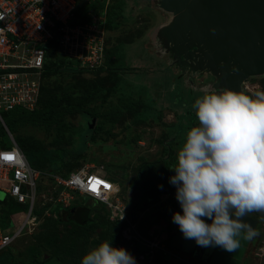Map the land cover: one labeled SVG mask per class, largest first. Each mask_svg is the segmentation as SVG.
I'll return each instance as SVG.
<instances>
[{
  "label": "rangeland",
  "instance_id": "obj_1",
  "mask_svg": "<svg viewBox=\"0 0 264 264\" xmlns=\"http://www.w3.org/2000/svg\"><path fill=\"white\" fill-rule=\"evenodd\" d=\"M77 5L82 6L81 9L88 6L85 14H90L95 20H102L100 24L106 22V32L104 35L102 33V51H105V55L103 52V65L100 66L104 70L93 71L95 74L90 75H42L38 80L39 99L46 102L62 96L64 99L65 96H93L87 107L95 115L88 122L89 129L96 128L95 132L91 133L94 140L92 143L88 142L87 150L84 148L83 154L69 161L64 170L71 172L83 168L87 171H100V176H106L117 184L120 203L125 207V211H128L132 191L130 185L133 178L136 179L137 171L144 172L147 179H151L152 170L157 171L163 168L166 162L176 159L185 133L197 123L192 108L194 101L208 94L212 88L211 85L207 86L208 78L205 75H191L185 67L177 65L176 58L172 57L171 53V57L168 56V51L165 54L164 48L157 42L155 35L158 29L172 17L158 8V0H78ZM79 15L77 10L75 18L68 22V25L76 22ZM59 57L66 60L64 55ZM66 61L73 66V60ZM113 67H118L119 70L107 71ZM209 79L211 81L210 77ZM242 90L243 94L250 96L256 91H264V75L248 78L242 85ZM124 102L138 104L134 103L133 107L137 104L134 108L128 112L123 110L114 121L111 120L107 112L113 106L119 107ZM64 103L66 100H63L61 105ZM0 114L4 122L15 116L14 112L4 113L1 110ZM63 122L77 132L70 136L68 143L61 146L68 151L79 149L80 132H83L86 123L84 117L73 114L67 116ZM52 131L44 132L42 126L19 125L12 134L4 132L5 139L2 140L0 148H7L10 140L14 142L16 137L20 141L30 137L41 142L45 151L50 154L57 148L51 145L54 139ZM22 149H28V146L22 145ZM24 156L32 159L30 151L25 152ZM67 159L66 157L65 161ZM51 163L55 168L59 164L58 158L52 157L49 164ZM140 164H149L150 167L140 168ZM170 172L172 173L169 176H172L174 171ZM156 190V205L166 206V214L170 216L173 212H181L174 189H170L168 183L161 189L157 187ZM81 198L75 197L74 202L92 205L90 200ZM4 200L5 195L0 192V206L13 205L11 201L3 202ZM170 200H173V203L169 206ZM154 207L147 206L134 220L128 215L138 239L126 241L121 236L120 229L122 239L119 240L129 244L126 250L135 258L145 251V245L152 243L157 244V248L150 254L148 264H208L167 247L165 242L169 239V232L165 220L162 219L164 214L159 209H153ZM23 211H14L8 218L14 214L22 220ZM96 212L93 211L89 215L91 223L95 225L91 224L88 230L72 223L63 227L53 225L55 215L48 209L42 210L25 226L21 236L11 245L14 261L16 264H36L44 260H48L45 264H80V258L91 247L100 241L111 242L108 239L110 233L107 225L101 222L103 218L111 223L118 222L117 219H109L108 212H104L101 206ZM149 212L154 217L152 221L139 225L141 220L146 221L144 215ZM62 213L64 212L60 211V214ZM250 216L255 221L254 228L258 235L251 239L241 264H264V214L252 213ZM19 223L12 222V226H18ZM48 238H53L59 246H55V255H49L44 246L40 245ZM133 242L135 246L132 245ZM7 263L6 259L2 264Z\"/></svg>",
  "mask_w": 264,
  "mask_h": 264
},
{
  "label": "built area",
  "instance_id": "obj_2",
  "mask_svg": "<svg viewBox=\"0 0 264 264\" xmlns=\"http://www.w3.org/2000/svg\"><path fill=\"white\" fill-rule=\"evenodd\" d=\"M78 0H0V110H31L37 98L39 78L46 52L73 60L78 70H96L102 64V30L92 23L72 22ZM1 115V114H0ZM0 123L4 127L0 116ZM5 128V127H4ZM100 171L83 168L66 177L32 168L22 151L10 140L9 147L0 148V192L3 202L25 205L22 220L10 215L0 223V252L20 237L25 226L35 219L34 210L46 204L68 208L75 196L93 199L102 204L109 219L124 225L121 236L137 240L128 211L120 203L116 183L100 176ZM40 198L42 199L40 201ZM39 203V204H38ZM125 211V212H124ZM121 215L123 218L120 219ZM12 222H20L12 226ZM135 256L148 264L157 244H147Z\"/></svg>",
  "mask_w": 264,
  "mask_h": 264
},
{
  "label": "clouds",
  "instance_id": "obj_3",
  "mask_svg": "<svg viewBox=\"0 0 264 264\" xmlns=\"http://www.w3.org/2000/svg\"><path fill=\"white\" fill-rule=\"evenodd\" d=\"M192 108L197 123L185 133L169 167L174 171L169 183L181 209L171 219L198 246L235 252L258 235L246 218L264 214V91L250 96L225 89L197 98ZM80 264L136 260L123 247L100 241L82 255Z\"/></svg>",
  "mask_w": 264,
  "mask_h": 264
},
{
  "label": "water",
  "instance_id": "obj_4",
  "mask_svg": "<svg viewBox=\"0 0 264 264\" xmlns=\"http://www.w3.org/2000/svg\"><path fill=\"white\" fill-rule=\"evenodd\" d=\"M158 8L172 17L158 29L157 42L191 75L212 79L208 94L242 93L248 78L264 75V0H158ZM246 242L227 252L198 246L178 230L167 247L208 264H239Z\"/></svg>",
  "mask_w": 264,
  "mask_h": 264
},
{
  "label": "trees",
  "instance_id": "obj_5",
  "mask_svg": "<svg viewBox=\"0 0 264 264\" xmlns=\"http://www.w3.org/2000/svg\"><path fill=\"white\" fill-rule=\"evenodd\" d=\"M77 3H76L75 10H74V15L76 14L77 10L80 12V15H79V18L76 20V22L79 21L81 23H83V22L84 23H92L91 19L93 17H91L90 14H85L86 8L88 6L81 9L82 6L77 5ZM106 17L108 19V15ZM74 18H75V16H74ZM107 19H106V21H107ZM93 20H94V23L96 24V26L102 30L103 35H104L106 32V28L104 26L105 21L101 22L102 24H100V21H102V20H100V21L95 20V19H93ZM107 24H108V21H107ZM104 39H105V36H104ZM103 52L105 55L104 50H103ZM69 64H70V62H67L65 59H62L59 57V55L56 53V48L53 47L50 51L46 52V54H45V61L43 64V68L41 70L40 77L42 75L51 76L52 74H58V73H62V74H66V75H71V74L90 75V73H94L93 71L100 72V71L104 70L103 67L102 68L99 67L96 70H92V71L78 70L74 66L69 65ZM113 70H119V68L113 67V68L107 69V71H110V72ZM79 71H83V72L81 73ZM120 71H122V70L120 69ZM39 94H40V92H39V88H38V95H37L36 101L34 103V106L31 110L14 109L12 111H8V112H14L15 116L7 119L5 122L3 121L2 116L1 115L0 116H1V119L3 121V124L5 125L7 131L9 132V134H12L17 126L26 125V124H28L30 126H37V127L42 126L44 132L45 131L49 132L50 130H53L52 132H53L54 139L52 140L51 145L55 146L57 148L55 150H53L50 154L48 151H45V146L42 145V143L39 142L38 140H36L35 138L27 137V138H25V140L20 141L19 138L16 137L15 138L16 141L14 140V142L17 144V146L20 149H22V145L28 146V149H22L21 151L23 154L27 151L31 152L32 159H28L27 157L26 158L29 162V165L32 168L40 170V171L59 174L62 177H66L67 174L70 173V171L64 170L67 168L66 167L67 163H69V161H72L73 159L80 156V154H83L87 150L86 144L88 142L92 143L94 140L93 137L91 136V133L95 132L96 128L89 129L88 128V122H89V119L91 117H95V115L91 112L92 110L87 107V105L90 104L89 102L91 101V97H93V96L91 94L89 96H85L83 98H81V97L75 98L73 96L72 97L65 96V99H64V96H62L60 98H52V99L47 100L46 102H41L39 99ZM63 100H66V103H64V105H61V102ZM134 103H137V102H134ZM134 103L124 102L119 107L113 106L109 110V112H107V113H109L111 120L114 121L115 118L117 117V115H119L121 112H123V110L128 112L129 109L134 108L138 104V103L135 104V106L133 107ZM5 113H7V112H5ZM73 114L82 115L84 117L86 123H84L83 132H80L81 133V137H80L81 147L79 149H75L73 151H68L65 148H63L61 145H64V143L65 144L68 143L70 136L77 131L75 129L73 130V129L69 128V126L67 127V125L64 124L63 120H65V118L67 116L73 115ZM193 117H194V113H193ZM4 132L5 131L3 129V126L0 123V145L2 144V140L5 139V136H4L5 133ZM84 138H86V140ZM8 146H9V144H8ZM84 148H86L85 151H83ZM52 157H54L56 159L58 158V161H59V164L55 168H53L51 166L52 163L49 164ZM66 157L68 158L67 161H65ZM175 160L176 159L169 161V162H166L164 164V167L160 168L157 171L152 170L153 173H152L151 179H147L144 172L137 171V175L135 177L136 179L134 180V178H133V180L131 181V185H130L132 191H131V200H130L129 206H128L129 212L127 214V216L130 215L129 218L134 220V218L136 219L139 216V214L141 212H143L145 208H147V206H153V207L155 206L153 209H159L162 212V214H164L162 216V219L165 220V223L167 225L166 229H168L169 235L172 233L173 228H174V223L172 222V219H171L172 215L169 216L168 213L166 214V212H168V209L166 208V206H164V205L157 206L156 205V202L158 201V196H157L158 192H157L156 188L160 185L165 186L168 183L170 185V189H172V190L174 189V192H175V187L173 185H171L169 183V180H168V178L170 177L169 175L172 173L170 171H173L169 167H172L175 164ZM139 167L140 168H149L150 165L149 164H142V165L140 164ZM139 167H138V169H139ZM173 175H174V173H173ZM140 184H142V185H140ZM152 186H155L156 188L154 189V188H152ZM158 188L161 189V187H158ZM151 189H154V190H151ZM81 199L89 200L86 197H82ZM90 201L92 202V205H90V206H88L87 203L82 205L84 202L76 204L73 201L72 204L64 210H61L59 205L46 204L45 206L34 210L33 213H34V215L37 216L41 213V211L44 208H46L52 214L55 215V218H54L55 221H54L53 225L63 227V226H66V225H69L72 223V224H76V226H82L83 228H88V230H89L90 225L92 224L90 221L91 219L89 218V215L93 211L95 213L96 210H98V208H100V206H101V208H103L104 212H106V209L104 208V206L102 204H100L94 200H90ZM171 203H173V200H170L169 206ZM17 210H20V211L26 210V206L25 205H16L14 203H13V205H8L7 207L5 204L0 206V223H1V226L6 224L5 221L8 219V215L14 211H17ZM73 210H74V212H72ZM60 211H62L64 213L60 214ZM96 213H98V212H96ZM144 216H145L146 221L144 219L141 220L139 222V225H140V223L142 224V222L146 223V222L152 221V219L154 218L153 216L150 215V212L146 213ZM83 222H85V224H84L85 226L83 225ZM93 222H95L94 219H93ZM101 222L106 223L108 232L110 233V235L108 236V239L111 240V243L114 247H123L124 249L129 248V244H127L124 241L119 240L121 238V236L119 234V230L124 225L122 222H119V221L116 222L115 221V223H111V222H108L105 218H103V220ZM92 225H95V224H92ZM45 242L43 244H40V245L44 246L45 251H48L49 255H51V253H52V255L53 254L55 255L56 254V252H54L55 246L59 247L58 244L53 240V238H48ZM37 243H39L38 240H37ZM124 243H126L127 245ZM165 243L167 244V242H165ZM132 245L135 246L134 242ZM31 249L34 251L33 248H31ZM12 251H13L12 246H10V247L6 248L4 251L0 252V264H2L3 261H5L6 259L8 262L7 264H16V262L13 259L14 257H13ZM46 261H48V260H44L42 262H37L36 264H45ZM138 264H146V263L145 262H142V263L138 262Z\"/></svg>",
  "mask_w": 264,
  "mask_h": 264
},
{
  "label": "crops",
  "instance_id": "obj_6",
  "mask_svg": "<svg viewBox=\"0 0 264 264\" xmlns=\"http://www.w3.org/2000/svg\"><path fill=\"white\" fill-rule=\"evenodd\" d=\"M72 19H74V17L72 18ZM247 220H248V222L252 225V221H254V219L249 215L247 218H246ZM179 230V228H178V226L176 225V224H174V228H173V231H172V233L170 234V236H169V238L175 233V232H177ZM246 245L243 247V253H242V255H241V259H240V264L242 263V260H243V256H244V254H245V252H246V249H247V247H248V245H249V240H247V242L245 243ZM248 244V245H247ZM176 252V251H175ZM180 254V253H179ZM204 263H206L207 261L205 260V261H203Z\"/></svg>",
  "mask_w": 264,
  "mask_h": 264
},
{
  "label": "flooded vegetation",
  "instance_id": "obj_7",
  "mask_svg": "<svg viewBox=\"0 0 264 264\" xmlns=\"http://www.w3.org/2000/svg\"><path fill=\"white\" fill-rule=\"evenodd\" d=\"M164 52H165V54H166L167 50H164ZM167 54H168V56H170V52H169V51L167 52ZM170 57H171V56H170ZM185 69L188 70V68H186V67H185ZM188 71H189V70H188ZM189 72H190V71H189ZM190 73H191V72H190ZM206 77L209 79V76H206ZM208 79L206 80V82L208 83L207 86L211 85V82H212V79H211V81H210V79H209V80H208ZM206 82H205V85H206ZM211 88H212V85H211ZM252 222H253V223H252V226L254 227V226H255V225H254L255 221H252ZM250 241H251V240H249V243H250ZM247 245H248V244H247ZM247 248H248V247H247ZM246 250H247V249H246ZM239 264H240V263H239Z\"/></svg>",
  "mask_w": 264,
  "mask_h": 264
}]
</instances>
